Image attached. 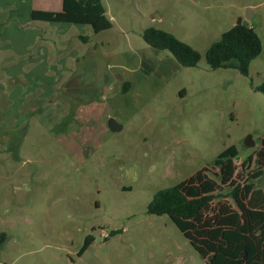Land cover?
I'll return each instance as SVG.
<instances>
[{
    "label": "rangeland",
    "instance_id": "rangeland-1",
    "mask_svg": "<svg viewBox=\"0 0 264 264\" xmlns=\"http://www.w3.org/2000/svg\"><path fill=\"white\" fill-rule=\"evenodd\" d=\"M33 1L60 9L61 0ZM102 3L112 27L95 34L25 24L27 0H0V263L208 264L169 215H149L147 205L202 169L217 172L213 161L230 146L239 174L248 157L243 169L254 168L264 143V95L254 89L264 83V0ZM239 21L262 42L247 76L205 59ZM148 28L191 46L197 66L149 47ZM29 29L39 38L16 56Z\"/></svg>",
    "mask_w": 264,
    "mask_h": 264
},
{
    "label": "trees",
    "instance_id": "trees-1",
    "mask_svg": "<svg viewBox=\"0 0 264 264\" xmlns=\"http://www.w3.org/2000/svg\"><path fill=\"white\" fill-rule=\"evenodd\" d=\"M31 21L90 26L97 34L112 27L102 0H61L58 12L32 10ZM86 41V37H80ZM143 41L152 49L168 51L183 68L196 67L200 55L187 43L161 29L148 28ZM256 31L243 23L222 33L205 53L211 69L236 70L247 76L251 62L261 53ZM264 95V83L254 88ZM238 150L230 146L213 161L217 172L206 169L157 191L147 205L149 215H169L195 251L208 264H264V143L252 162L248 157L237 172ZM207 173H210L207 174ZM257 181H263L261 187ZM6 234H0V241ZM93 242L88 236L81 255ZM5 264V263H0Z\"/></svg>",
    "mask_w": 264,
    "mask_h": 264
},
{
    "label": "crops",
    "instance_id": "crops-1",
    "mask_svg": "<svg viewBox=\"0 0 264 264\" xmlns=\"http://www.w3.org/2000/svg\"><path fill=\"white\" fill-rule=\"evenodd\" d=\"M27 2L30 3L29 4L30 7H29V11L28 12L23 13V18H24L25 24H30V23H27V22L28 21L29 22H34V21H31L30 14H31L32 10H36V9H35V7H33L34 5H32L33 3H31V2H34L33 0H27ZM60 10H61V4H60L59 11ZM41 11H44V10H41ZM51 24H54V23H51ZM69 25H71V24H60V26H64V27H69ZM25 31H28V30H25ZM40 31H41L40 29L39 30H36V29L35 30H30L29 29L27 36H24L22 38V40L19 39V40L15 41L13 47L11 48L12 51L15 53V55L23 57L25 55V53L28 51V48L35 42L36 39L39 38ZM27 61H30V59H27Z\"/></svg>",
    "mask_w": 264,
    "mask_h": 264
},
{
    "label": "water",
    "instance_id": "water-1",
    "mask_svg": "<svg viewBox=\"0 0 264 264\" xmlns=\"http://www.w3.org/2000/svg\"><path fill=\"white\" fill-rule=\"evenodd\" d=\"M247 16L249 17V15H247ZM239 23H240V21L237 24H239ZM108 127H109V129L112 132H117V131H119L121 129V126L119 124H117L115 122V120H113V119L108 120ZM244 145L246 147L254 146V143L251 141V136L250 135L245 138Z\"/></svg>",
    "mask_w": 264,
    "mask_h": 264
},
{
    "label": "built area",
    "instance_id": "built-area-1",
    "mask_svg": "<svg viewBox=\"0 0 264 264\" xmlns=\"http://www.w3.org/2000/svg\"><path fill=\"white\" fill-rule=\"evenodd\" d=\"M103 238H106V235L105 234H102Z\"/></svg>",
    "mask_w": 264,
    "mask_h": 264
}]
</instances>
